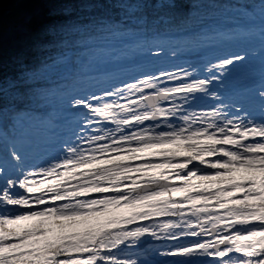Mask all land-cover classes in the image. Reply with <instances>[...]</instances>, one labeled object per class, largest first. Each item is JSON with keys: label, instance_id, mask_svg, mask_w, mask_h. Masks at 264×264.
I'll return each instance as SVG.
<instances>
[{"label": "snow or ice", "instance_id": "1", "mask_svg": "<svg viewBox=\"0 0 264 264\" xmlns=\"http://www.w3.org/2000/svg\"><path fill=\"white\" fill-rule=\"evenodd\" d=\"M180 4L12 0L9 24L0 3V264H264V109L257 117L216 87L247 52L202 78L180 66L68 93L72 136L51 158L33 162L18 134L36 100L62 88L45 77L70 35L137 36L160 56ZM238 10L264 26V0Z\"/></svg>", "mask_w": 264, "mask_h": 264}, {"label": "trees", "instance_id": "2", "mask_svg": "<svg viewBox=\"0 0 264 264\" xmlns=\"http://www.w3.org/2000/svg\"><path fill=\"white\" fill-rule=\"evenodd\" d=\"M9 0L5 7L6 22L10 24L16 11ZM181 3L177 13V22L164 32L160 39L165 43V52H193L200 54L203 49H210L219 44H226L235 39L246 40L259 37L258 44L244 46L251 53L249 75L256 74V63L263 60L256 51L264 48V26L257 18L255 24L249 22L239 13V7L250 5L258 0H175ZM246 33V34H245ZM141 37L137 36H98L91 41H83L76 34L69 36V45L63 50V63L54 68L45 77L50 85H62L53 89V94L38 98L34 104L36 120L27 122L19 130L28 136L27 151L31 159L42 155V152L58 150L61 145L71 139L73 122L65 111L70 92H100L115 86L112 79L129 78L133 67H124V62H134L139 56L148 52L139 47ZM83 41V42H81ZM244 48V49H245ZM245 49V50H246ZM199 52V53H198ZM240 52H242L240 50ZM214 55L208 52L204 58ZM254 63V64H253ZM122 64V65H121ZM264 72V67L260 69ZM119 82V84L122 83ZM258 91L251 93L258 97ZM64 140L56 145L59 134ZM163 241H155L157 245Z\"/></svg>", "mask_w": 264, "mask_h": 264}, {"label": "rangeland", "instance_id": "3", "mask_svg": "<svg viewBox=\"0 0 264 264\" xmlns=\"http://www.w3.org/2000/svg\"><path fill=\"white\" fill-rule=\"evenodd\" d=\"M261 39V36L259 37H250L246 40H243L241 38L232 40L229 43L226 44H219L218 46H213L210 49H203L200 51V54L198 56H191L189 54H192L193 52H181L176 53L174 56L171 52H165L163 51V54L160 56H151V54L147 55H141L139 58L134 62H124V67H133V71H129V78H115L112 79V82H114L115 86L120 85L119 82L122 81V83L126 81H130L140 74L147 73V72H160L161 70L168 69V70H177L178 67H188L189 65L195 66V75L200 76L201 78L205 75H209L206 71H204L205 67L209 65L210 62H215L218 57H221L225 54H230L233 51L240 52H247L248 53V60L246 63L238 64L235 68H233L230 72V74H227L224 78L223 83L217 84L216 87L218 91L223 95V97L232 103L243 105L245 108L248 109L249 112L253 113L255 116L259 117L261 115L262 109H264V102H262L259 98V96H252L251 93L258 91V88H264V72H260V69L264 67V61L261 60L256 63L257 66V72L256 74H252L250 76L248 73L247 66H250V60L251 59V53L249 52L244 46L248 45H256L258 44V40ZM246 50H245V49ZM208 52H211L214 57L211 58H204ZM199 53V52H198ZM261 55V59L264 58V48L262 50L256 51L255 56ZM254 64V63H253ZM122 65V64H121ZM121 83V84H122ZM178 83V82H177ZM209 106L208 103H204L201 105L202 108H207ZM64 140V135L59 134L58 140L56 142V145H59V142H62ZM60 149H54L51 151L42 152V155L32 159L33 162H39L42 159L51 158L55 156ZM191 241V238L186 239L183 241V243H188ZM157 242V241H156ZM152 243H155V241H152ZM170 242H160L157 245H152L154 248L163 249L165 246H167ZM179 243V242H177ZM141 251H143L141 249ZM135 258V257H133ZM152 259L158 264H163L164 261H169V264H171V260L173 258H166V257H160V256H153Z\"/></svg>", "mask_w": 264, "mask_h": 264}, {"label": "water", "instance_id": "4", "mask_svg": "<svg viewBox=\"0 0 264 264\" xmlns=\"http://www.w3.org/2000/svg\"><path fill=\"white\" fill-rule=\"evenodd\" d=\"M9 0H0V3L6 4Z\"/></svg>", "mask_w": 264, "mask_h": 264}]
</instances>
